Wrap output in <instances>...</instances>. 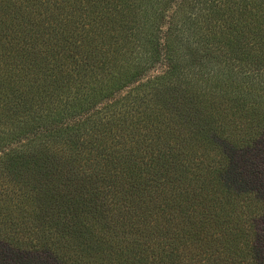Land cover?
I'll list each match as a JSON object with an SVG mask.
<instances>
[{"label":"trees","instance_id":"trees-1","mask_svg":"<svg viewBox=\"0 0 264 264\" xmlns=\"http://www.w3.org/2000/svg\"><path fill=\"white\" fill-rule=\"evenodd\" d=\"M0 264H264V0H0Z\"/></svg>","mask_w":264,"mask_h":264}]
</instances>
